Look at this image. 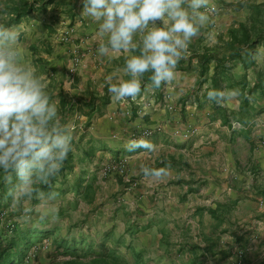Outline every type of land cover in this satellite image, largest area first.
Masks as SVG:
<instances>
[{
    "label": "crops",
    "instance_id": "crops-1",
    "mask_svg": "<svg viewBox=\"0 0 264 264\" xmlns=\"http://www.w3.org/2000/svg\"><path fill=\"white\" fill-rule=\"evenodd\" d=\"M77 1L78 5L82 3V0ZM184 7L188 8L187 3ZM208 7L229 12L230 18L220 13L215 17L206 13L209 23L183 52L171 83L153 90L149 79L152 73H145L140 78L142 92L136 101H113L107 91L109 103L103 106L96 101L94 111H88L82 102H87L91 96H102L108 88V76L113 77V83L120 78L129 79L122 70L126 60L139 53L101 56L98 25L85 17L84 25L76 32L77 40L69 44L62 55L52 56L45 63L48 69L44 72L46 92L52 100L59 93L72 100L68 120L71 128L73 123L77 126L83 119L87 120L88 115L95 119L96 130L113 128L128 133L139 127L161 125V132L145 139L155 146L154 151H136L142 158L130 166V174L139 176L142 184L135 192H130L136 194L135 202L143 203L148 197L151 202L147 207L152 210L158 206L154 192L169 189L165 194L167 200L162 203L168 219L148 214L138 227L144 232L156 229V247L168 239L166 228L178 226L176 218L182 211L174 208L185 205L195 218L193 225L186 227L200 234L189 243L183 241L182 249L187 248L186 245L197 247L187 248L188 260L229 264L236 259V248L242 247L246 259L257 262L264 245V0H210ZM156 26L164 25L157 22ZM244 36L248 37L247 42L242 40ZM257 37L260 38L256 42L248 44ZM104 40L106 42V37ZM134 42L139 45L140 37H135ZM73 47L78 48L82 58L76 76L69 78L66 67ZM233 50H239L243 60L225 61ZM206 54L223 58L221 62L227 67L220 89L225 99L219 106L207 99L208 91L213 90L210 82L214 60L205 64L201 76V55ZM248 54L250 65L244 59ZM170 86L177 102L174 108L167 110L154 105L153 101L160 98L163 89ZM234 92L239 94L234 95ZM188 128L191 135L187 139L173 136V131L184 133ZM98 142L103 141L96 144ZM127 143L112 141L107 146L121 151L117 153L120 157L122 153L132 154L126 150ZM142 167L163 168L165 175L160 180L150 179L143 175ZM140 192L145 195L138 197ZM142 208L140 206L139 210ZM144 247L143 244L142 250Z\"/></svg>",
    "mask_w": 264,
    "mask_h": 264
},
{
    "label": "clouds",
    "instance_id": "clouds-1",
    "mask_svg": "<svg viewBox=\"0 0 264 264\" xmlns=\"http://www.w3.org/2000/svg\"><path fill=\"white\" fill-rule=\"evenodd\" d=\"M82 2L81 15L98 25L101 56L139 53L127 59L122 70L129 79L120 78L113 83V77H107L108 93L113 101H136L142 92L140 78L148 72L152 73L149 79L153 90L171 83L183 52L209 23V16L201 9H207L210 0ZM157 22L164 26H156ZM20 35L16 27L0 25V169L14 172L18 187L25 190L31 187L34 178L47 183L61 172L73 150V133L70 125L61 123L57 106L46 92L43 79L36 75L34 67L24 63L23 49L13 47L19 43ZM137 36L140 37L139 45L134 42ZM207 99L219 106L225 97L222 90L213 89L208 91ZM125 147L132 153L155 149L144 139L130 140ZM141 171L153 180L165 175L163 168L142 167ZM25 195L31 197L32 193L25 191ZM57 195L50 193L49 198L54 200ZM57 215L58 211L53 218ZM46 218L42 214L40 222Z\"/></svg>",
    "mask_w": 264,
    "mask_h": 264
},
{
    "label": "rangeland",
    "instance_id": "rangeland-1",
    "mask_svg": "<svg viewBox=\"0 0 264 264\" xmlns=\"http://www.w3.org/2000/svg\"><path fill=\"white\" fill-rule=\"evenodd\" d=\"M77 2V0H57L47 8L46 13L39 14L33 12L16 26L21 35L19 43L13 45V47H21L23 49L24 63L34 67L36 75L41 77L44 83L46 80L44 72L48 70L45 68L47 60L52 56L58 57L62 55L64 49L67 51V46L73 44V42L77 40V30L85 23V17L81 15L83 2L80 5H78ZM202 11L211 14L212 17L220 13L227 16L225 18H230L229 12L224 13L215 8L212 9L208 7L207 9H202ZM64 31H70V39L68 42L61 41ZM71 50L75 51V53L80 56L81 60L82 54L78 48L73 47ZM70 58L71 56L68 60ZM59 60L58 58L57 61ZM67 63V76L69 78L75 77L77 70L72 75L69 74L68 68L70 61ZM42 65L44 67H42ZM172 89L173 87L171 86L164 88L160 98L157 97L156 100L153 101V104L157 105V107L164 106L165 109L172 110L176 102L173 97ZM53 97L52 102L57 101L59 95L55 94ZM180 102L185 103V101ZM169 106L171 108H169ZM85 116L86 115H84V117ZM93 120L95 121V119L92 118L90 126L87 127H85V119L82 120V123H78L77 126L73 123L74 126L72 130H75L76 133L74 135L75 143H72V153L74 155V161L76 160L77 162L73 164V173L69 174L65 172L63 176L64 181H67V184L71 185V183L77 179L76 175H81L85 178V183L90 184V188H88L84 194L80 195H77L72 190L62 193L58 190L62 188L60 186L62 177L57 174L55 175L57 181L53 183L54 190L51 193H58V195L52 200L49 198V194L47 195L45 192L34 193L31 197L26 196L25 191L30 192V188L21 190V188L16 185L7 192L11 200L6 202L8 201L6 198L7 200L4 201V205L6 206L3 205L2 209L4 212L2 226L7 228L11 226V223H17L19 226L46 225L55 228L54 237L57 236L58 240L65 239L70 241L73 238L76 240L83 238V241H87L90 238H100L103 231L114 225L112 228L113 235L115 237L125 235L126 242L127 233L124 232L125 229L129 228L131 230V228L133 229L135 226L136 228L133 229L135 233L134 240H132V247L135 251H142L144 259H147L146 256H148L150 264H189L191 260H188L189 249L183 247V249H179L180 252L178 253V248L182 247L184 244L183 241L189 243L194 237L199 238L198 235L200 234H198L195 229H188L186 227V225H193L195 218L193 217L194 213L189 212V208L185 205L176 206V208H174L175 211H182L181 216L176 218L178 219V226H176L177 228L175 229H165V231L169 233V237L166 242L164 244L161 243L159 247H156L157 231L154 227L145 232L138 228L140 223L147 219L148 214H155L158 215V217L164 216L163 218L168 219L165 217L166 214L162 210L164 208L162 203L167 200L165 194L167 195L169 189H159L158 192H154L153 198L158 202V206L152 210L147 207L151 202L148 200V197L143 203L135 202L136 194L130 193L135 192L137 188L142 185L139 176L135 177L130 174V166L142 158L141 154L138 152L132 154L122 153L119 157L118 154L115 155L109 150L94 148L93 155L90 158L81 161L78 160L83 154L82 150L88 149L91 138L94 144L97 141H103L106 142V144L112 141L127 143L130 141V134L133 131L153 127H139L128 133L120 130L114 131L113 128L96 130L97 127H94L96 123ZM66 124L72 126V123L68 120ZM175 131H173V136L179 137L176 135ZM81 133L85 136L80 141L79 137ZM154 134L156 133H153L151 136ZM121 162L124 164V174L134 180L135 185L129 186L123 181V178L118 172V167ZM106 166H109L111 170L107 175H103V170ZM40 181L41 180L34 178V183H39ZM85 185L86 184H83L81 189H85ZM126 192L129 193L127 194ZM141 194L145 195V193L140 192V194H137L138 197H140ZM176 199L177 198H175V200ZM140 206H143L142 210H139ZM57 211L58 215L54 219L53 216ZM42 214H45L47 218L43 222H40V216ZM158 217L156 219H160ZM168 227H170L169 224ZM54 237L51 236L41 240H33L23 264H49V255L54 251L56 245L53 240ZM179 241H181L180 245L177 243ZM147 243L149 245H147ZM143 244L145 247L142 250L141 246ZM243 249L242 247L236 248L234 251L236 259L230 260L229 264H238L239 262L264 264V245L261 252L262 257L258 258L257 262L248 258L246 259V252ZM120 250L124 251L123 248H120ZM239 251H241L240 257ZM85 253L84 250H77L75 253L67 255L58 252V259H67L73 255L81 257ZM169 253L174 256L173 261L169 259ZM130 255L131 254L127 257L128 259H130ZM164 255L167 256L163 258Z\"/></svg>",
    "mask_w": 264,
    "mask_h": 264
},
{
    "label": "trees",
    "instance_id": "trees-1",
    "mask_svg": "<svg viewBox=\"0 0 264 264\" xmlns=\"http://www.w3.org/2000/svg\"><path fill=\"white\" fill-rule=\"evenodd\" d=\"M56 1L57 0H0V25H4L5 27H16L21 23V21L25 20L33 12H37L39 14L46 13L47 8ZM258 38L260 37L253 39L248 44H253L256 42V40H258ZM242 40L247 42L248 37L244 36ZM232 58L241 59L242 54L239 50H233L227 59H225V61ZM244 59L247 61V65H250L251 61L249 54L247 57H244ZM211 60L215 61V65L213 67V74L210 83L213 89L220 90L223 86V81H225L224 75H226V73L224 70L227 69V67H224V63L221 62L223 58H218L216 55L211 54L201 55V76L205 72V64L209 63ZM241 60H243V58ZM107 91L108 88H105L103 95L100 97L91 96L87 102H82L83 106L87 107L89 111L93 110L96 101H99L103 106L107 105L109 103V97L106 95ZM56 106L58 109V117L61 123L66 124L73 108L72 100L67 98L65 94L59 93ZM91 117L92 115L87 116L85 127L90 126ZM72 133V143H75L74 135L76 131L72 130ZM84 136L85 135L81 133L79 137L80 139H78L81 141ZM94 148L106 149L115 155L119 152L121 153V151L117 149H108V146L105 142H98L97 144L95 142L94 145V142L91 138L88 149L82 150L83 154L78 158V160L81 161L83 159L90 158L93 155ZM74 163V155L71 151L67 160L64 162L61 172L59 173V175L62 177V180L60 181V186L62 188L58 190H60L62 193L72 190L77 195L84 194L86 190L90 188V184L85 183V178L79 175L77 179L71 183V185H68V182L64 181L63 178L65 172L69 174L73 173L72 171ZM6 177H10V180L6 179ZM55 181H57V177L54 176L51 177L47 183L42 181L39 183H33L30 187V192L32 194L37 192H45L48 195L54 190L53 183ZM18 184L19 181L14 172L10 171L6 173L3 171V169H0V264H23L27 251L31 247L33 240H41L51 236L54 237L55 228L46 225L39 224L34 226H19L17 223H11V226H8L7 228L2 226L4 216L2 209L3 205L5 204L4 201L8 199L6 202H9L11 200V197L7 195V192L9 189ZM83 184H86L85 189H81ZM210 214L212 215L214 212L210 211ZM113 226L103 231L100 238H90L87 241H83V238H80L79 240L73 238L72 240L67 241L65 239L58 240L57 236L54 237L53 240L56 245L54 251L49 255V264H150L147 259H144L142 251H135V249L132 247V240H134L133 238L135 233L133 229L136 227L134 226L133 229L131 228V230L129 228L125 229L124 232L127 233L126 242L125 235H119L118 237L113 235ZM165 239L166 238H164V240ZM166 240L164 242H166ZM186 246L191 250L197 248L194 245L190 247H188V245ZM120 248H123L124 251H121ZM179 249L181 250L182 247H179L178 250ZM77 250H84L86 253L81 257L73 255L67 259H58V252L67 255L70 253H75ZM129 254H131L130 259L127 258ZM168 256L169 259L173 261L174 256H172L171 253H169ZM195 260L196 258L190 260L189 264H202L200 262H195Z\"/></svg>",
    "mask_w": 264,
    "mask_h": 264
},
{
    "label": "built area",
    "instance_id": "built-area-1",
    "mask_svg": "<svg viewBox=\"0 0 264 264\" xmlns=\"http://www.w3.org/2000/svg\"><path fill=\"white\" fill-rule=\"evenodd\" d=\"M70 31H64L63 36L61 38V41L63 42H68L70 37H69V33ZM80 64V56L75 53V51H72V55L70 58V64H69V68H68V72L69 74H73L78 66ZM169 108H171L169 106ZM162 131V127L159 126H155L153 128H144V129H140V130H135L130 134V140L136 139H147L149 138L153 133H158ZM176 135H178L179 137H183V138H188L191 135V129L188 128L186 129V131L184 133H181L179 130L175 131ZM111 168L109 166L104 167L103 170V175H107L110 172ZM118 172L120 173L121 177L123 178V181L128 184L129 186L135 185L134 180H132L131 178H129L127 175L124 174V164L121 162V164L118 167ZM241 255V251H239V257ZM238 264H253L252 262H239Z\"/></svg>",
    "mask_w": 264,
    "mask_h": 264
}]
</instances>
